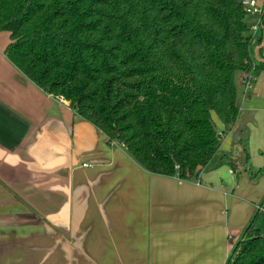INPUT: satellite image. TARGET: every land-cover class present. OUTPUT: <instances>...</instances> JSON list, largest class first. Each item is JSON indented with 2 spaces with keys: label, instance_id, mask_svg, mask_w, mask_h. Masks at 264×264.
Masks as SVG:
<instances>
[{
  "label": "crops",
  "instance_id": "crops-1",
  "mask_svg": "<svg viewBox=\"0 0 264 264\" xmlns=\"http://www.w3.org/2000/svg\"><path fill=\"white\" fill-rule=\"evenodd\" d=\"M251 17L250 54L263 63L264 12ZM9 43L0 32V264H226L264 198V70L248 89L245 73L235 76V127L253 111L247 137L214 118L219 150L188 182L107 143L8 60Z\"/></svg>",
  "mask_w": 264,
  "mask_h": 264
},
{
  "label": "trees",
  "instance_id": "trees-1",
  "mask_svg": "<svg viewBox=\"0 0 264 264\" xmlns=\"http://www.w3.org/2000/svg\"><path fill=\"white\" fill-rule=\"evenodd\" d=\"M247 16L243 0H0L5 55L25 77L143 170L188 182L219 150L214 118L237 123L236 74L264 70ZM226 264H264V198Z\"/></svg>",
  "mask_w": 264,
  "mask_h": 264
},
{
  "label": "built area",
  "instance_id": "built-area-1",
  "mask_svg": "<svg viewBox=\"0 0 264 264\" xmlns=\"http://www.w3.org/2000/svg\"><path fill=\"white\" fill-rule=\"evenodd\" d=\"M264 2V1H263ZM245 6V11L248 15H258L260 16L264 12V3L258 0H243ZM254 77L252 72L245 73L244 85L245 88H251L253 85ZM59 101H65L62 97H58ZM85 166V165H84Z\"/></svg>",
  "mask_w": 264,
  "mask_h": 264
},
{
  "label": "water",
  "instance_id": "water-1",
  "mask_svg": "<svg viewBox=\"0 0 264 264\" xmlns=\"http://www.w3.org/2000/svg\"><path fill=\"white\" fill-rule=\"evenodd\" d=\"M253 111H250L249 113L244 114L237 124V126L232 131V137L235 140H242L243 138L247 137V133H243L245 126L247 123L252 122L253 123Z\"/></svg>",
  "mask_w": 264,
  "mask_h": 264
},
{
  "label": "rangeland",
  "instance_id": "rangeland-1",
  "mask_svg": "<svg viewBox=\"0 0 264 264\" xmlns=\"http://www.w3.org/2000/svg\"><path fill=\"white\" fill-rule=\"evenodd\" d=\"M259 1H260L261 3H264V2H263L264 0H259ZM246 18H247V21H248V22H249L250 20H252V19H251V18H252L251 15H248ZM215 119H218V118L215 117ZM218 120L220 121V124L223 125V122H222L220 119H218ZM217 127H218V126H217ZM219 129H221V128L218 127V130H219ZM219 131H220V130H219ZM260 173H261V172H260ZM254 174L257 175V174H258V171L255 170V171H254ZM259 176H260V174H259Z\"/></svg>",
  "mask_w": 264,
  "mask_h": 264
}]
</instances>
